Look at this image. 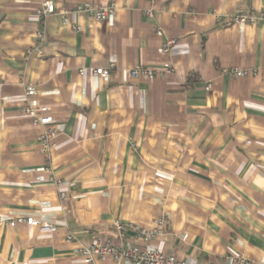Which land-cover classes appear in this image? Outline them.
Listing matches in <instances>:
<instances>
[{"label":"crops","instance_id":"obj_1","mask_svg":"<svg viewBox=\"0 0 264 264\" xmlns=\"http://www.w3.org/2000/svg\"><path fill=\"white\" fill-rule=\"evenodd\" d=\"M40 1L0 0V215L52 229L0 227V264H83L67 233L159 247L185 264H264V22L232 24L264 11V0H51L42 54L26 57ZM86 3H114V13H73ZM167 38L176 43L163 56ZM109 60L117 70L104 84L92 70ZM168 64L149 80L126 72ZM223 67L251 72L232 78ZM21 81L50 108L58 134L48 154L22 113ZM156 219L163 233L151 240L114 226Z\"/></svg>","mask_w":264,"mask_h":264},{"label":"built area","instance_id":"obj_2","mask_svg":"<svg viewBox=\"0 0 264 264\" xmlns=\"http://www.w3.org/2000/svg\"><path fill=\"white\" fill-rule=\"evenodd\" d=\"M153 1V0H150ZM115 4L110 3L105 6L94 7L86 3L75 7L73 13H86L98 21H102L111 17L114 13ZM54 3L51 0L40 1L39 7L35 10V15L38 17L41 28L36 33V42L32 47L26 50V57L33 52L42 54L39 46L44 39L43 25L46 18L55 12ZM62 14H66L65 9H61ZM147 14H151V9L147 10ZM66 19H64V22ZM264 22V11L256 13H240L232 18V24L239 26L244 24L257 25ZM74 29H79L78 26L73 25ZM158 34L161 33L159 29L156 30ZM174 38H167L162 43L160 54L167 56L175 45ZM171 66L165 65L163 68L155 69L144 65H134L126 69L127 75L132 81L140 79H152L156 76L170 71ZM83 69H79L82 72ZM117 70L116 63L109 60L106 66L98 67L92 70V74L101 78L104 84L108 83L109 76ZM251 71L240 67H223L221 74L232 78L246 77ZM22 88V104L21 110L25 117H27L32 124L40 126L38 135L39 148L44 154H48L55 143V138L58 134L56 127L53 125V118L49 113L50 108L39 101L38 90L36 87L20 82ZM4 83L0 81V100L5 101L7 97L3 93ZM211 83L205 85L206 90H210ZM54 184L58 189L59 197L62 200L67 199L66 192L63 188V183L59 179H54ZM20 223H25L30 226L40 227L44 230H51L50 223L42 221L41 219L27 216V217H4L0 215V227L8 226L15 227ZM114 226L118 235L122 236L125 232H131L134 236L143 240H151L163 233L162 219H156L149 227H142L133 223L114 221ZM65 241L74 243L73 252L77 255L83 264H95L97 259L112 258L114 260H124L129 264H185L184 260L176 258L173 254L166 253L159 247H146L134 244L127 241L125 245L114 242L110 237L96 238L87 242H80L71 233H67ZM221 264H247V259L244 257L232 258L230 260L222 259Z\"/></svg>","mask_w":264,"mask_h":264}]
</instances>
